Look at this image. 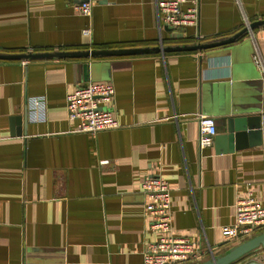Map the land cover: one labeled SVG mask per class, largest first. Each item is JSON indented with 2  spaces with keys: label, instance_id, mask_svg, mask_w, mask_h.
<instances>
[{
  "label": "crops",
  "instance_id": "obj_1",
  "mask_svg": "<svg viewBox=\"0 0 264 264\" xmlns=\"http://www.w3.org/2000/svg\"><path fill=\"white\" fill-rule=\"evenodd\" d=\"M159 1L93 0L84 16L71 0H0V52L206 43L264 19V0H195L197 26L173 30L159 20ZM256 49L264 57V24L201 51L0 60V264H143L145 247L160 236L141 192L151 175L171 188L169 234L208 252L196 263L239 243L221 233L234 222L236 201L252 196L264 206ZM87 81L113 84L118 127L74 131L66 96ZM39 97L46 118L33 121L30 100ZM199 113L216 125L202 149ZM251 116L261 118V137L246 133L232 149L218 140L228 118ZM250 261L264 264V249L235 264Z\"/></svg>",
  "mask_w": 264,
  "mask_h": 264
},
{
  "label": "built area",
  "instance_id": "obj_2",
  "mask_svg": "<svg viewBox=\"0 0 264 264\" xmlns=\"http://www.w3.org/2000/svg\"><path fill=\"white\" fill-rule=\"evenodd\" d=\"M73 9L84 16H90L93 0H71ZM161 0L157 2L159 20L169 29L197 26L198 4L195 0ZM245 26L249 21L245 20ZM251 32V30H250ZM88 34V30L84 31ZM255 64L264 72V57L258 49L253 55ZM115 89L109 81H87L77 85L66 96V111L69 120L76 121V132L95 133L119 126L113 111ZM31 120L46 118L45 100L42 97L30 100ZM199 149L211 144L216 133L214 117L199 113ZM145 198V211L149 228L158 232L157 240L150 242L143 253V264H195L207 255L197 252L194 243L186 237L171 236V188L157 175L145 178L141 184ZM264 231V206L252 196L240 198L235 204L234 222L223 225L221 233L227 240L241 242ZM211 253V252H210Z\"/></svg>",
  "mask_w": 264,
  "mask_h": 264
},
{
  "label": "water",
  "instance_id": "obj_3",
  "mask_svg": "<svg viewBox=\"0 0 264 264\" xmlns=\"http://www.w3.org/2000/svg\"><path fill=\"white\" fill-rule=\"evenodd\" d=\"M264 19L257 20L248 24L240 31L236 32L232 36L213 42H198L195 44H175V45H159V46H146V47H132V48H87L84 50H60V51H44V52H27V53H1L0 60H27L37 58H49V57H69V58H92V57H114V56H129L135 54L161 52H187V51H201L210 48L219 47L222 45L233 43L244 33L252 31L255 26L263 25ZM86 68L89 64H84ZM87 78H85L86 80ZM16 120L22 123V130L19 134H26L25 127L28 123V105L24 107L23 114L17 117ZM262 121L259 116L251 117H237L228 118L227 120V134L218 137V140L227 138L229 140V148L232 149L231 142L238 143L243 139L246 133L252 137H261L262 135ZM11 133H13L11 131ZM264 249V231L259 232L241 242L230 246L225 252L215 254L209 258L195 263V264H231L239 260L242 256L258 249ZM244 264H261L256 261H250Z\"/></svg>",
  "mask_w": 264,
  "mask_h": 264
},
{
  "label": "trees",
  "instance_id": "obj_4",
  "mask_svg": "<svg viewBox=\"0 0 264 264\" xmlns=\"http://www.w3.org/2000/svg\"><path fill=\"white\" fill-rule=\"evenodd\" d=\"M244 256H245V255H244ZM244 256H242L239 260H237V261H235V262H233V263H231V264H235V263L239 262L241 259H243Z\"/></svg>",
  "mask_w": 264,
  "mask_h": 264
}]
</instances>
